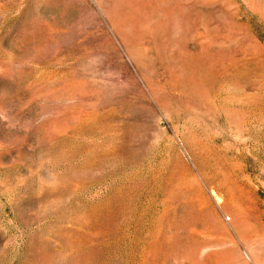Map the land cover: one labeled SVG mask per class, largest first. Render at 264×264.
Returning a JSON list of instances; mask_svg holds the SVG:
<instances>
[{
	"label": "rangeland",
	"instance_id": "1",
	"mask_svg": "<svg viewBox=\"0 0 264 264\" xmlns=\"http://www.w3.org/2000/svg\"><path fill=\"white\" fill-rule=\"evenodd\" d=\"M0 264H264V0H0Z\"/></svg>",
	"mask_w": 264,
	"mask_h": 264
}]
</instances>
